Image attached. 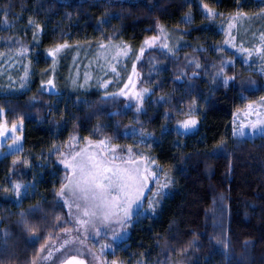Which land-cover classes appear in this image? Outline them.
I'll return each instance as SVG.
<instances>
[{
	"label": "trees",
	"instance_id": "1",
	"mask_svg": "<svg viewBox=\"0 0 264 264\" xmlns=\"http://www.w3.org/2000/svg\"><path fill=\"white\" fill-rule=\"evenodd\" d=\"M239 13L264 15V0H0V106L7 124L24 123L23 149L0 157V264H37L71 226L59 190L72 136L133 144L145 132L174 183L155 215L134 221L115 257L264 264V135L232 130L236 111L264 96L255 70L264 48L256 52L257 35L247 43L252 36L229 29ZM166 33L182 41L176 55L162 48ZM154 36L136 63L135 88L149 91L121 92ZM101 45L125 50L116 57L126 64L93 60ZM186 55L195 61L180 65ZM223 59L234 78L219 85L206 73ZM155 61L161 69L147 74ZM191 104L201 123L184 133L176 123ZM16 182L33 185L21 202Z\"/></svg>",
	"mask_w": 264,
	"mask_h": 264
},
{
	"label": "rangeland",
	"instance_id": "2",
	"mask_svg": "<svg viewBox=\"0 0 264 264\" xmlns=\"http://www.w3.org/2000/svg\"><path fill=\"white\" fill-rule=\"evenodd\" d=\"M212 13H215L214 10H209V14L212 15ZM227 25L230 30L242 38L252 36L251 39L245 41L247 43H255L256 38L253 36L257 35L260 42L256 45V52L260 53V46L261 49L264 48L263 14L239 13L229 17ZM156 39L158 40L159 37L154 36L147 39L140 48L136 56L138 59L134 62L128 81L122 87L121 92H132L134 95L140 94L143 97L149 91L141 85L139 89L135 88L138 80H136L138 75L136 63L142 52H145V48L154 45ZM164 41L163 50L170 55H176L182 41L167 33ZM124 53L126 51L123 49L101 45L93 60H101L102 65H106V61L125 65V59L116 57ZM189 57L186 55L184 62L180 65L196 59V57ZM231 62V59H223L215 63L206 76H210L219 85L228 84L234 78L233 75L225 74L226 66ZM186 66L180 67L182 71H186ZM196 66L201 68L199 63ZM105 69L104 67L103 70ZM160 69L161 65L155 61L149 65L147 74H151V70L154 72ZM255 70L264 76V66H258ZM140 82H142L141 79L138 83ZM255 85L258 84L255 83ZM185 113L177 121V129L184 133L196 131L201 123L202 114L197 111L194 104H191ZM0 116L2 119L0 126L1 157L6 153L23 149L24 123L7 124L1 106ZM192 120L196 122L195 125L186 128L185 123ZM262 129H264V96L238 109L232 120L233 134L237 137L264 135ZM66 145L69 150L64 152L61 158V164L66 168L65 182L59 190V195L67 206L71 226L43 247L37 264H61L69 257L85 259L89 264H127L124 260L115 257V247L129 237L136 219L140 216L156 214L165 196L172 190L173 176L153 156L152 136L148 132L140 134L133 144H121L108 138L92 139L74 135ZM94 162H99L103 167L110 169L103 173L104 176L111 177V187L107 188L103 200L93 191L87 193L81 191L84 187L83 180L87 178V175L99 171L92 167ZM117 177H123V179H117ZM103 183L108 184L109 181L104 180ZM32 187L30 183H14L12 188L17 202H21L26 195L32 192ZM86 211L88 215L84 214ZM177 264L186 263L178 262Z\"/></svg>",
	"mask_w": 264,
	"mask_h": 264
},
{
	"label": "snow or ice",
	"instance_id": "3",
	"mask_svg": "<svg viewBox=\"0 0 264 264\" xmlns=\"http://www.w3.org/2000/svg\"><path fill=\"white\" fill-rule=\"evenodd\" d=\"M195 123L196 122L194 120L188 121L185 123L184 126L187 128L189 126H194ZM261 131L264 132V129H262ZM92 167L99 169V171L96 173H89L87 175V178L83 180L84 187L81 188V191L84 193L93 191L98 194V197L101 200H103L107 188L111 187V177L104 176L103 173L110 171V169H108L107 167H103L99 162H94L92 164ZM82 173H83V169H82ZM117 179H123V177H117ZM104 180H108L109 183L108 184L103 183ZM121 187H123V185H121ZM84 214L88 215L87 211ZM68 264H82V261L73 258L68 262Z\"/></svg>",
	"mask_w": 264,
	"mask_h": 264
},
{
	"label": "water",
	"instance_id": "4",
	"mask_svg": "<svg viewBox=\"0 0 264 264\" xmlns=\"http://www.w3.org/2000/svg\"><path fill=\"white\" fill-rule=\"evenodd\" d=\"M73 258H75V259H77L79 261H82V264H89L87 260L79 258V257H69V258L65 259L61 264H68V262L70 260H72Z\"/></svg>",
	"mask_w": 264,
	"mask_h": 264
}]
</instances>
